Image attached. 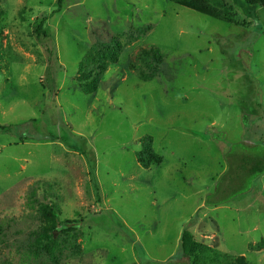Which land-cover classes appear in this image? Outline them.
Masks as SVG:
<instances>
[{
    "label": "rangeland",
    "instance_id": "rangeland-1",
    "mask_svg": "<svg viewBox=\"0 0 264 264\" xmlns=\"http://www.w3.org/2000/svg\"><path fill=\"white\" fill-rule=\"evenodd\" d=\"M57 1L0 0V264H52L32 252L51 203L79 222L59 264H186L185 228L213 249L203 264H264V175L229 185L226 159L264 147V9L206 0L229 24L173 0H66L54 15ZM113 37L119 62L88 94L79 64ZM151 48L164 63L144 81L138 53ZM147 135L163 158L149 169L137 161Z\"/></svg>",
    "mask_w": 264,
    "mask_h": 264
},
{
    "label": "trees",
    "instance_id": "trees-1",
    "mask_svg": "<svg viewBox=\"0 0 264 264\" xmlns=\"http://www.w3.org/2000/svg\"><path fill=\"white\" fill-rule=\"evenodd\" d=\"M66 0L57 1V9L52 14L60 13L63 8V2ZM176 4L194 10L202 15L209 16L211 18L223 21L229 24H238L234 21L231 15L222 14L219 11L212 9L207 5L206 0H173ZM244 3L248 6L263 8L264 0H244ZM5 11L0 5V23L5 18ZM47 17L38 19L35 23L34 34L36 38H48L51 37L46 23ZM52 39V38H50ZM42 40V39H40ZM52 43L45 45L46 53L49 56L55 53V46ZM123 45L118 41V38H112L110 43H100L97 46L96 51L88 54L87 58L83 62H80L78 69L77 81L80 84V88L88 94L97 92V77L101 73L108 71L109 66L119 62L120 54L123 51ZM138 58L150 61L147 68L141 71L140 78L144 81H150L155 79L160 72V67L164 63V55L159 50L151 48L149 50H142L138 53ZM55 60V56H54ZM131 69H137V66L132 65ZM10 128L0 125V131L9 132ZM141 151L137 155L138 163L145 169H149L152 165H160L163 162V158L154 149V138L152 136H144L140 140ZM78 152L84 153L82 148L77 150L70 148ZM256 149V150H254ZM250 151V152H249ZM229 173L231 177L230 183L235 184L238 178L245 177H259L264 175V147H254L252 143H241V145L235 151H229L226 156ZM91 177L94 186L97 189V179L95 177V171L91 166ZM229 189V190H228ZM226 189V195H230V186ZM225 191V190H224ZM223 191V192H224ZM218 192V191H217ZM225 194V192H224ZM216 200V198L214 199ZM214 200H208L207 203L211 204ZM224 199L218 201L221 203ZM217 202V201H215ZM61 212L59 207L54 203L50 205L42 206L40 208V220L42 223V231L37 234L36 241L32 244V252L35 257L46 255L52 264H59L57 257V251L60 248V239L62 236H68L71 232L79 229V222L75 220H61ZM194 223V222H193ZM192 223V224H193ZM181 250L183 257L187 259L188 264H203L205 256L208 252H213L209 245L198 242L189 228L182 231L181 234ZM229 264H249L244 256H236Z\"/></svg>",
    "mask_w": 264,
    "mask_h": 264
},
{
    "label": "crops",
    "instance_id": "crops-1",
    "mask_svg": "<svg viewBox=\"0 0 264 264\" xmlns=\"http://www.w3.org/2000/svg\"><path fill=\"white\" fill-rule=\"evenodd\" d=\"M208 204H209V203H208ZM208 204H207V202H205V204H204V205H205V208H206V206H208ZM211 204L217 205V204H219V202H218V201H217V202L214 201V202H212ZM211 204H210V205H211ZM210 205H209V206H210ZM222 206H223L222 204H221V205H217V206H215L213 209H215L216 211H218V210H220V208H222ZM207 214H208V212H207ZM185 229H186V228H185ZM190 231L192 232V230H190ZM192 233H193V232H192ZM181 234H182V233H181ZM193 235H194V234H193ZM180 239H181V238H180ZM183 260L185 261V260H187V259L183 257ZM185 263L188 264V261H187V262L185 261Z\"/></svg>",
    "mask_w": 264,
    "mask_h": 264
}]
</instances>
